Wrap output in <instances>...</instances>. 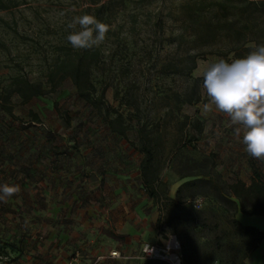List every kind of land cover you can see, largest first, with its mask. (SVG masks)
Listing matches in <instances>:
<instances>
[{
	"label": "rangeland",
	"instance_id": "1",
	"mask_svg": "<svg viewBox=\"0 0 264 264\" xmlns=\"http://www.w3.org/2000/svg\"><path fill=\"white\" fill-rule=\"evenodd\" d=\"M242 2L0 0V89L15 78L49 88L51 73L57 84L54 92L27 103L12 95L16 118L0 110V184L21 188L7 203L0 202V247L13 264H144L149 261L147 250H162L176 238L171 230L158 227L157 208L142 189V156L130 144L136 141L135 121L127 138L111 132L97 111L77 95L69 77L61 78L80 51L66 39L72 18L90 14L109 25L105 42L88 49L97 53L90 80L96 90L105 88L106 102L126 116L132 109L120 101L135 98L150 120L166 123L164 144L166 152L173 154L160 176L168 196L174 198L183 182L180 172L186 170L185 159H195L199 152L214 153L215 124L221 127L229 119L215 110L203 112L208 102L203 72L222 58L210 52L225 50L227 43L222 36H213L207 23L215 20L216 13L234 17ZM189 57L196 68L187 74ZM227 58L231 63L232 54ZM175 92H195L200 101L177 108L167 97ZM30 111L39 121H33ZM182 115L190 118L189 124L201 121L203 131L198 134L187 126L184 132L199 140L178 152L177 146L187 140L178 132ZM214 154L216 171L224 181L249 182L246 168H241L242 179L234 178L224 172L223 160L218 163ZM246 155L248 166L253 162L264 173V162ZM192 199L201 201L199 209L191 200L173 212L189 225L191 218L200 223L205 206L202 197ZM247 223L264 232V218L253 217ZM220 225L221 237L224 225ZM198 229L193 233L187 228L196 241L193 260L209 264L201 236L216 234L209 230L201 234ZM105 231L123 238L114 240ZM261 244L264 251V240ZM111 251H118L119 257H110ZM253 252L244 264H253Z\"/></svg>",
	"mask_w": 264,
	"mask_h": 264
},
{
	"label": "trees",
	"instance_id": "2",
	"mask_svg": "<svg viewBox=\"0 0 264 264\" xmlns=\"http://www.w3.org/2000/svg\"><path fill=\"white\" fill-rule=\"evenodd\" d=\"M218 5L221 7L219 9L223 10V6ZM237 11L238 13L232 18H228L226 13L220 17L216 13L215 20L207 23L213 36H222L227 41L225 50L210 52V54L222 57L226 61L229 54H232L233 60L244 58L255 49V46L264 44V0H245ZM96 57L97 53L94 51L90 52L88 49L78 51L71 67L62 74L61 78L69 77L77 95L97 111L111 132L127 138L131 122L135 121L136 141L130 144L142 156L139 163L142 189L157 208L158 227L171 230L176 235L180 243L183 264L199 263L193 260L195 249L192 243L196 241L192 234L187 232L188 227L193 233L198 227V232L201 234L206 230L216 234L213 238L201 236L203 245L208 248L203 252L209 264H244L247 256L264 240V232L257 227L241 224L236 216L241 214L264 218V173L261 168L250 162L249 182L235 180L229 183L224 181L216 171L215 154L199 152L195 159H185L183 166L186 170L180 172L183 182L178 186L174 198L168 196L167 185L160 176L165 162L173 154L172 151L166 152L164 144L162 129L166 123L150 120L135 98L120 101V105L132 109L126 116L113 109L104 98L105 88L96 90L90 80L91 68ZM188 59L190 66L186 70L187 74L196 68L194 59L192 57ZM199 79H194V82ZM48 81L50 86L45 88L41 83H32L25 78H15L0 89V110L16 118L13 114L11 96L17 95L22 103H27L38 96H46L56 89L55 74L51 73ZM167 97L177 108L182 105L197 104L200 101L195 92L183 94L175 92ZM169 111V109L166 110L165 115H168ZM29 115L33 121H39L38 116L33 112L30 111ZM189 120L188 116L182 115L181 120L177 121L178 132H183L187 136V140H182L180 146H177L178 152L186 149L187 143L192 144L199 140L198 136L190 134L187 130L184 132L187 126L198 134L203 131L201 121L196 119L189 124ZM189 162L192 164L187 165ZM195 196L202 197L205 206L200 212L202 215L200 223H195L196 218H191L189 225L186 220L173 212L184 202L194 200L192 198ZM220 224L224 225L221 237L217 234ZM104 233L114 240L123 238L113 232L105 231ZM236 236L239 237L238 242L232 241V238ZM0 251L9 258V264H13L7 251L2 247ZM144 264L166 263L149 260Z\"/></svg>",
	"mask_w": 264,
	"mask_h": 264
},
{
	"label": "clouds",
	"instance_id": "3",
	"mask_svg": "<svg viewBox=\"0 0 264 264\" xmlns=\"http://www.w3.org/2000/svg\"><path fill=\"white\" fill-rule=\"evenodd\" d=\"M67 28L72 31L66 39L77 50L99 47L110 30L90 14L74 16ZM202 86L208 98L203 112L215 110L229 117L234 135H242L244 151L264 162V44L231 63L218 58L203 72ZM20 191L19 184H0V202L7 203Z\"/></svg>",
	"mask_w": 264,
	"mask_h": 264
},
{
	"label": "crops",
	"instance_id": "4",
	"mask_svg": "<svg viewBox=\"0 0 264 264\" xmlns=\"http://www.w3.org/2000/svg\"><path fill=\"white\" fill-rule=\"evenodd\" d=\"M222 125V124H221ZM215 137L212 139L214 141V153H217L218 163L223 160V166L225 167L224 172L229 173L234 178H241V168H246L248 172V178L251 175L250 167L248 166L247 155L245 156L244 145L241 143L242 135L237 138L234 135V127L230 126V119L225 122L221 127L215 124ZM219 133V135L217 134ZM217 147L215 148V146ZM237 157L238 159H235ZM240 172V174H239ZM242 179V178H241ZM242 181H245L242 179ZM253 217L257 216H241L239 221L243 225H247V221ZM261 218V217H260ZM261 245L253 252V264H264V251L261 250Z\"/></svg>",
	"mask_w": 264,
	"mask_h": 264
},
{
	"label": "built area",
	"instance_id": "5",
	"mask_svg": "<svg viewBox=\"0 0 264 264\" xmlns=\"http://www.w3.org/2000/svg\"><path fill=\"white\" fill-rule=\"evenodd\" d=\"M192 206L195 209H199L201 207V201L193 200ZM145 255L147 260L156 259L164 261L168 264H183L180 243L175 237L171 238V240L167 243L164 249L158 250L154 248L153 250H147L145 252ZM109 256L112 258H117L119 257V253L118 251H111L109 253ZM0 264H9V258L1 251Z\"/></svg>",
	"mask_w": 264,
	"mask_h": 264
}]
</instances>
